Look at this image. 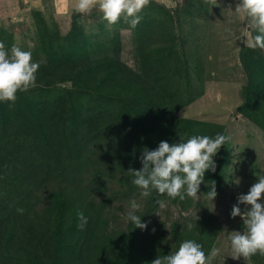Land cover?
<instances>
[{"label": "trees", "instance_id": "1", "mask_svg": "<svg viewBox=\"0 0 264 264\" xmlns=\"http://www.w3.org/2000/svg\"><path fill=\"white\" fill-rule=\"evenodd\" d=\"M154 27L153 33L160 30L157 39L150 35ZM163 28L161 22H140L135 69L118 53H101V46L89 56L81 30L70 29L67 39L48 44L36 87L18 92L14 105L0 102V264H151L187 239L210 253L218 237L216 220L175 221L170 247L165 223H149L159 208L156 201L169 200L166 194L152 190L136 213L146 229L130 220L123 229L116 227L109 211L116 196L104 198L108 184L117 182L142 191L129 170L142 169L145 148L195 135L214 138L225 130L176 115L182 103L176 106L173 99L187 71ZM240 60L247 84L237 113L264 132V50L245 48ZM55 89L60 95L52 94ZM224 150L225 145L214 156L216 170L205 173L200 194L210 191L211 181L219 192ZM170 201L184 212L194 206L191 197ZM78 211L88 218L84 230L77 227ZM251 259L264 264V256Z\"/></svg>", "mask_w": 264, "mask_h": 264}, {"label": "rangeland", "instance_id": "2", "mask_svg": "<svg viewBox=\"0 0 264 264\" xmlns=\"http://www.w3.org/2000/svg\"><path fill=\"white\" fill-rule=\"evenodd\" d=\"M76 2L0 0V42L6 48L17 45L30 51L33 61L41 64L50 52L48 44L67 39V32L77 28L92 51L89 56H95L101 46L102 51L97 53L101 51L111 56L118 53L130 68L135 69L138 66L135 33L139 25L133 29L121 19L109 28L98 8L81 15L75 11ZM238 3L239 0H150L141 13L149 22L165 24L164 34L173 39L174 53L185 62L183 69L187 71V77L180 80V91L173 99L176 106L182 103L176 115L190 121L223 125V134L230 138L225 144L217 197L211 200L198 193L192 198L194 206L188 212L168 198L166 206L159 207L149 220V223H165L163 230L169 247L173 242L171 232L175 221L183 223L197 220V217L208 223L216 220L219 223L218 237L212 247L220 252L213 264H256L252 259H234L229 239L233 231H244L242 218L231 217L233 205L238 203L240 194H247L259 177L264 176V132L237 113L243 103L242 89L247 84L241 52L250 48L247 41L256 34L248 17L235 12ZM149 29L154 39L159 38L160 30L155 34V27ZM52 94L60 95V89L53 90ZM47 173L53 177L59 175L53 170H47ZM108 188L104 198L116 196L109 211L115 218L116 227L123 229L129 221L130 201L135 199L141 205L140 210H144L148 196L143 197L140 190L132 192L129 186H122L119 182L108 184ZM125 193L126 199L123 198ZM240 207L244 209L246 206Z\"/></svg>", "mask_w": 264, "mask_h": 264}, {"label": "clouds", "instance_id": "3", "mask_svg": "<svg viewBox=\"0 0 264 264\" xmlns=\"http://www.w3.org/2000/svg\"><path fill=\"white\" fill-rule=\"evenodd\" d=\"M149 4L150 0H77L75 11L87 15L98 8L109 28L123 19L134 29L142 21L141 13ZM235 12L244 13L248 17L250 27L255 30L256 34L247 41V46L264 50V0H239ZM39 68L40 64L33 61L30 51H25L17 45H13L9 50L0 42V102H11L14 105L18 92H26L36 87ZM229 139L221 133H217L214 138L195 135L179 143L162 141L155 150L145 148L140 157L142 169L129 170L134 177L131 182L142 190L143 197L149 196L151 191L155 190L173 200L195 198L204 183L205 173L216 170L214 156ZM209 188L210 191L206 195L214 200L218 195L216 182L211 181ZM262 200L264 176L259 177L258 182L251 186L247 194H240L238 203L233 205L231 217H241L244 223L243 232L233 231L229 237L234 259L239 260L242 257L248 261L257 254L264 256ZM156 204L161 208L166 206L164 200H157ZM240 205L246 207L242 209ZM140 207L141 205L132 199L127 213L128 219L136 228L146 229L147 224L142 223L141 217L136 214ZM17 211L23 214L24 209L18 208ZM77 219L78 229L84 230L88 218L82 211H78ZM192 227L193 225L189 224L188 230L191 231ZM219 252L218 248L213 247L206 255L200 243L187 239L180 243L175 252L159 256L151 264H213Z\"/></svg>", "mask_w": 264, "mask_h": 264}]
</instances>
